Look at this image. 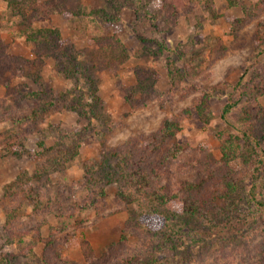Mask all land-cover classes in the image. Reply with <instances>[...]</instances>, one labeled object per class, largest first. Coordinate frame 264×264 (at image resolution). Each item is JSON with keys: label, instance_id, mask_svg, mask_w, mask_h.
<instances>
[{"label": "rangeland", "instance_id": "1", "mask_svg": "<svg viewBox=\"0 0 264 264\" xmlns=\"http://www.w3.org/2000/svg\"><path fill=\"white\" fill-rule=\"evenodd\" d=\"M12 1L0 0V51L33 65L23 64L27 77L10 78L9 91L0 86V264H45L51 236L64 239L56 248L64 260L118 264L136 252L125 244L162 231L171 246L149 241L141 252L156 256L153 264H264V125L244 118L255 108L264 120V93L252 103L247 96L264 81V0ZM30 6L27 21L18 13ZM28 26L54 30L58 46L36 56L21 34ZM34 103L42 107L30 124L14 119ZM165 118L179 128L153 156L161 184L205 181L211 212L231 208L224 219H179L170 229L147 213L136 223L128 220L136 202L114 197L112 149L131 138L141 145ZM228 137L242 152L227 165L234 190L226 202L220 156ZM9 140L17 153L5 148ZM84 162L104 186L96 208L75 205ZM159 209L180 212L175 204ZM8 230L17 234L10 243Z\"/></svg>", "mask_w": 264, "mask_h": 264}, {"label": "trees", "instance_id": "2", "mask_svg": "<svg viewBox=\"0 0 264 264\" xmlns=\"http://www.w3.org/2000/svg\"><path fill=\"white\" fill-rule=\"evenodd\" d=\"M15 1H12V3H15ZM171 1L177 5L176 2H178V0ZM227 1L230 3L234 2L233 0ZM32 7L34 6L22 8L18 15L27 19V21H30L35 17V10H33ZM243 9H245V7H243ZM12 11H15L13 7ZM42 15V13L38 14L37 17H41ZM26 29L22 30L21 34L30 43L33 53H35L36 56L47 55L48 53H46V51L52 49L50 44L51 42L58 46L59 38L54 30L46 28L28 30L29 26L26 27ZM23 64L32 66L33 59H21L20 57H14L0 51V86H3L9 91L10 89L8 85L10 78L15 76H19L21 78L27 77L23 72ZM10 68H13V70L10 71L8 76H4L3 74H5L6 69ZM255 85L251 86L256 88V90H253L255 94L247 95L251 99L250 103L255 102L256 97L264 93V81L263 83L261 82L260 86ZM94 98L97 100L96 95L93 96V99ZM47 102L50 104L52 103L51 100H48ZM44 104H46V102H44ZM201 105H203V98L196 105L198 113L203 111ZM231 105L232 104L226 103L222 107L221 117L224 116ZM41 107L42 106L39 103H34L27 114L21 117H15L14 119H16V121L26 120L29 122L28 124H30L31 120L34 119V116L38 115L41 111ZM244 118L247 121V125L252 121L254 123L255 120L258 121L259 124L264 125L262 114L255 108L254 110L246 109ZM178 128L179 125L174 119L165 118L152 135L141 140V145H138V140L136 138H131L112 149L110 156L116 157L115 166L117 168V179L120 181V184L114 193V197L125 203L136 202V207L133 213L134 215L132 214L128 217L129 221L134 219V221L138 223L139 217L143 214H160L166 221L167 226L171 229V227L175 225L176 220L179 219L186 221L188 219L195 218L198 222L204 224L210 221L217 222L224 219L227 216L228 210L231 209L230 207H218L216 214L211 212V209L214 208L211 203L215 197L206 192L208 184L205 181L194 184L181 183L175 190H171L168 186L161 184L159 178H162L163 172L159 163L154 160L153 156L160 152L166 141L174 136ZM243 133L245 138L251 137L255 140L252 133L248 134L245 131ZM257 139L258 138H256V140ZM16 145L17 143L14 140H9L6 144H4L5 148L9 149V151L14 154L17 153L15 148ZM63 150L68 152V149L63 148ZM241 152L242 146L236 144L232 138L228 137L223 141L220 159L224 163L222 181L225 185L223 196L226 198V202L230 199L229 194L232 190H234V181L230 178L232 175L227 165L231 160L238 157ZM54 158L58 159L56 151L54 153ZM89 166H91V162L90 164L89 162L88 164L86 162L82 164L84 180L80 187L82 198L77 200L75 203L77 209L87 207L96 208L98 203L101 201L100 198L105 195L104 186L98 184L91 178V174L93 173L95 166H91L90 168ZM37 201L38 200L36 199H33L32 201L34 208L37 205ZM174 204L179 207V213H170L168 210L167 212H164L159 209V206L161 205L171 207V205ZM7 233L8 236H6V239L10 243L11 240L14 239V235L16 236L17 234H15V232H11V230H8ZM18 235L20 238V234ZM124 239L125 237H121L120 242H123ZM139 239L140 240L138 241H141V243L136 241L133 244H125L126 247L133 246L136 252L132 251V253L126 254L118 264H138V261H142L143 264L155 263L156 256L149 258L141 255V252H143L144 249V243H148L149 241V245L154 247L156 245L161 247L171 246L169 237L163 231L162 233H158V235L157 233H152V235L147 234L144 241H142L143 239L140 237ZM58 240H61V243L64 241L63 238L57 239L52 236L47 238L42 253L40 254L42 262L45 264H75L61 258L59 252L57 251V249L61 246Z\"/></svg>", "mask_w": 264, "mask_h": 264}]
</instances>
